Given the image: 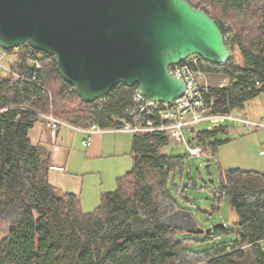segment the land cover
I'll list each match as a JSON object with an SVG mask.
<instances>
[{"label":"trees","instance_id":"trees-1","mask_svg":"<svg viewBox=\"0 0 264 264\" xmlns=\"http://www.w3.org/2000/svg\"><path fill=\"white\" fill-rule=\"evenodd\" d=\"M188 1L205 10L228 38L229 62L201 58L199 65L204 73L228 80L205 94L213 113L235 115L264 94V0ZM42 56L37 69L28 55H17L11 63L17 76H0V223L12 222L0 241V264H264V173L221 172L218 193L228 198L237 220L234 230L215 228L209 236L236 233L237 238L192 250L171 223L181 210L172 176L185 160L161 152L171 141L165 134H134L131 170L92 212L82 210L75 194L52 186L49 152L29 137L34 125L45 115L78 128L119 126L117 117L131 106L137 87L120 85L87 104L59 76L53 58ZM220 134L227 135L225 126L198 131L192 143L216 156L230 141L217 139Z\"/></svg>","mask_w":264,"mask_h":264},{"label":"water","instance_id":"water-1","mask_svg":"<svg viewBox=\"0 0 264 264\" xmlns=\"http://www.w3.org/2000/svg\"><path fill=\"white\" fill-rule=\"evenodd\" d=\"M24 46L52 57L87 104L124 85L168 105L187 89L170 67L232 57L217 22L188 0H0L1 49ZM215 228L225 226L200 232Z\"/></svg>","mask_w":264,"mask_h":264},{"label":"rangeland","instance_id":"rangeland-1","mask_svg":"<svg viewBox=\"0 0 264 264\" xmlns=\"http://www.w3.org/2000/svg\"><path fill=\"white\" fill-rule=\"evenodd\" d=\"M234 57L237 63H242L238 51L234 53ZM8 60L9 63H13L15 58L11 57ZM204 81L208 83L209 87H223L228 83L224 76L217 74L206 76ZM258 105H260V111L264 112V94L248 104L247 110H250L251 117L255 114V108L257 111L259 110L257 109ZM215 125L217 124L210 121L201 122L195 125L194 131L210 130ZM219 125L227 127L229 133L227 135L220 134L217 139L232 140L236 137L238 141H230L221 146L216 156L205 152L199 157L189 158L188 147L172 140L161 149L165 155L181 156L185 160V167L172 176L171 188L181 210H185L187 213L184 216L182 213L173 216L171 223L180 230L179 239H188L187 247L195 251L206 250L217 243L231 242L237 238L236 233L211 237L205 232H200L221 224L227 229L234 230L237 216L232 211L228 198L221 197L218 193L221 185V172L230 168L253 169L262 163L259 152L260 143L264 141V129L249 132L241 124L233 121L220 122ZM238 129L241 132L245 129L248 133L239 135L235 132ZM187 136L189 139L193 137L191 132L187 133ZM175 177L179 194L176 193L174 187ZM11 223V220L7 218L1 221L0 241L7 235Z\"/></svg>","mask_w":264,"mask_h":264},{"label":"crops","instance_id":"crops-1","mask_svg":"<svg viewBox=\"0 0 264 264\" xmlns=\"http://www.w3.org/2000/svg\"><path fill=\"white\" fill-rule=\"evenodd\" d=\"M249 103L244 110L236 112L235 115L250 120L264 118L260 105L257 106L259 110L255 108V114L251 117L250 110H247ZM116 127H102L103 132L92 134L89 132L90 125L78 128L61 121L55 125L53 121L43 117L29 132L31 142L49 152L50 184L60 192L75 194L80 198L83 211L87 213L94 211L101 204L104 194L116 190L117 180L133 166L134 134L114 130ZM243 130L241 132L238 129L235 132L244 135L247 131ZM89 141L91 145H88ZM230 141L238 139L235 137ZM259 156L262 163L258 167L243 170L264 173V141L260 143ZM181 213L184 216L187 212L180 210L177 215Z\"/></svg>","mask_w":264,"mask_h":264},{"label":"built area","instance_id":"built-area-1","mask_svg":"<svg viewBox=\"0 0 264 264\" xmlns=\"http://www.w3.org/2000/svg\"><path fill=\"white\" fill-rule=\"evenodd\" d=\"M226 42L228 38L225 37ZM25 54L30 58V63L35 64L40 69V60L42 52L36 51L30 46L16 48L12 51H4L0 47V76L8 78L17 76L9 63L8 58ZM200 57L193 56L179 65L169 68L170 74L178 79L184 80L187 86L184 96L176 99L171 104L154 103L143 97L138 89L133 92L132 104L125 111V114L117 117L119 126L114 130L129 133H162L168 136L172 141L182 143L189 149V158L203 155V148L192 143L187 133L195 135V125L210 121L215 127L220 126V122L233 121L241 124L249 132L260 131L264 129V118L261 120H250L245 117L234 114H215L213 113V102L207 101L205 94H209V86L204 79L208 74L204 73L199 65ZM54 122L60 121L52 116H43ZM158 119V120H157ZM97 124H90L89 132L96 134L103 132ZM91 145V142H88Z\"/></svg>","mask_w":264,"mask_h":264}]
</instances>
